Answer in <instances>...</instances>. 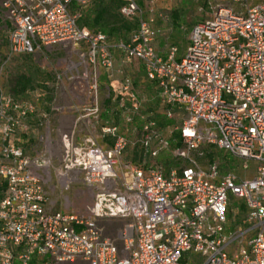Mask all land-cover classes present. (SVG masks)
<instances>
[{
    "label": "built area",
    "instance_id": "1",
    "mask_svg": "<svg viewBox=\"0 0 264 264\" xmlns=\"http://www.w3.org/2000/svg\"><path fill=\"white\" fill-rule=\"evenodd\" d=\"M88 1L0 2L7 60L54 46L79 58L67 91L77 102H51L38 119L37 99L0 91V264H264V0H204L207 17L190 30L180 58L176 46L157 53L154 9L123 0L121 16L136 17L137 26L113 45L78 24L73 6ZM115 50L142 67L167 119L182 114L172 154L188 165H119L129 147L155 160L168 142L132 77L116 68ZM117 113L127 125L138 118V137L121 131L111 119ZM54 114L69 120L55 169ZM32 128L33 143L15 142ZM204 146L227 152L244 171L254 165L252 176L221 173L216 160L203 169L194 155ZM51 167L66 187L76 173L93 190L83 214L52 210L44 179ZM229 195L244 202L238 227L227 218ZM116 221L123 224L109 235Z\"/></svg>",
    "mask_w": 264,
    "mask_h": 264
},
{
    "label": "rangeland",
    "instance_id": "2",
    "mask_svg": "<svg viewBox=\"0 0 264 264\" xmlns=\"http://www.w3.org/2000/svg\"><path fill=\"white\" fill-rule=\"evenodd\" d=\"M1 2V0H0ZM139 6L143 10L149 11L151 8L155 11V22L159 32V39L163 50L168 51V48L172 44H176L180 53H183L185 44L188 41V35L192 25L197 22L203 21L207 17V9L205 8L204 0H137ZM175 14L179 15V18H175ZM1 6H0V91L11 95H15L13 88L15 80L18 76H25L30 78L36 85L32 94L27 97L29 100L37 99L38 103H41L45 112L49 111V103H53L54 106H64L70 102H77L75 98H72L68 94V89L73 87V83L70 80L71 73L75 72L71 66L77 64L79 58L76 54H73L70 58L66 56L65 51L61 46H54L49 51H43L42 54H36L30 58H24L20 55L10 57L6 59V53L8 48V33L9 30L4 23ZM126 38H123L125 40ZM178 42V44H177ZM116 68L123 74H128L132 77L136 92L144 101V112L152 113L153 118L157 123V127L162 136L168 142V149L160 153L158 156L164 166L173 167L175 163L180 165H188L189 162H184L173 156L172 151L178 148V134L175 127L180 124L182 119L181 113L175 114V119L169 120L162 114L163 108L159 100L156 98L153 84H151L142 69V67L133 61L127 60L116 50ZM77 69L79 66H75ZM118 78V77H117ZM104 84L109 85V82L105 77L101 78V86ZM117 83L114 82L113 88L116 90ZM45 87L47 89H45ZM45 89V90H44ZM46 91V92H45ZM46 97L42 101L39 96ZM48 96V98H47ZM48 105V106H47ZM103 117L108 118L104 113ZM111 119L117 122L121 131L124 132L129 138L134 139L140 134V121L138 118H134L131 124H125L123 117L120 113H117ZM69 120L67 117L54 114L51 120V132L50 141L52 167L55 169L58 167V158L61 154V136L62 132L68 127ZM36 128L28 136H18L17 142L23 146L33 143L37 138ZM138 148L129 147L123 154L122 162H132L139 164L143 159L138 158ZM204 151L213 152L216 156L215 160L219 161L221 173H225L230 170H235L240 176L249 177L252 174L254 165H250L248 171H244L240 167V161L236 160L227 152L220 150L215 146H204ZM195 161L203 169L207 167L209 160L207 156H195ZM147 162H155V160L145 158ZM47 168L45 171V187L48 193V200L50 202L52 210L74 212L77 214H83L88 204L92 202L93 190L85 186L81 180L80 174L73 173V182L66 187L65 182L58 178L53 168ZM227 211V218L231 216V221L236 222L234 226L238 227L241 217L244 212V202L242 199L236 196L229 195V206ZM239 216V217H238ZM123 224L122 221H116L111 227L108 228V234L114 235V229L120 227Z\"/></svg>",
    "mask_w": 264,
    "mask_h": 264
},
{
    "label": "trees",
    "instance_id": "3",
    "mask_svg": "<svg viewBox=\"0 0 264 264\" xmlns=\"http://www.w3.org/2000/svg\"><path fill=\"white\" fill-rule=\"evenodd\" d=\"M123 3H124L123 0H89L85 6H83V7L73 6V9L78 10L81 14L80 18L78 19V24L81 27L86 28L90 31H102L103 33L106 34L107 39L111 44L117 45L118 43H120L122 41H127L130 38V36L132 35V33L135 31L136 26H137V18L136 17L124 18L123 16H121L119 10H120V7L123 5ZM175 18H179V15L175 14ZM180 20L183 21L184 19H180ZM198 23L199 22L192 25L191 29L193 28V26H195ZM123 38H126V39L123 40ZM177 44H178V42H177ZM186 44H185V47H186ZM171 46L177 47L176 44H172ZM169 48H168V50H169ZM114 52H116V50ZM181 55H182V53H180L179 49L177 48V57L180 58ZM20 56H23L24 58L32 57V55H30V54H25V55H20ZM35 86L36 85L33 83V81L30 78H27L23 75L18 76L15 80V83H14L13 91H14L15 95H13V97L15 99H18V100L33 101L34 99L29 100V98L27 96L33 93V91L35 90V88H34ZM45 89H47V88L45 87ZM42 94H44V95L42 97L41 96H39V97L42 98L41 99L42 101H44L43 98L46 97L45 96L46 94L45 93H42ZM47 98H48V96H47ZM36 106H37V111L35 114V118L38 119V118H40L41 114L43 112H45L46 108L44 109L43 106L41 105V103H38V101H36ZM32 131H33V128L31 130V132ZM29 134L21 135V136H28ZM176 137H178L177 145L180 147L181 143H180L179 134H177ZM15 142L17 144H19L17 142V138L15 139ZM19 145H21V144H19ZM138 151H139L138 152V158L139 159L147 158V155L144 156L142 150H138ZM195 156L197 157L198 155H195ZM202 156H207L209 158V160H212V161L215 160V158H216V156L213 152L204 151V150H203ZM161 161L162 160H160V158L157 157L155 159V162L153 163V165L162 166L164 168L165 172L169 168H171V167L167 168L166 166H164V164ZM174 166H180V164L177 162V163H175ZM219 169L221 172L220 167H219ZM231 219L232 218L230 216L229 217V224L231 226H234V224H236V222H234V221L230 222Z\"/></svg>",
    "mask_w": 264,
    "mask_h": 264
},
{
    "label": "crops",
    "instance_id": "4",
    "mask_svg": "<svg viewBox=\"0 0 264 264\" xmlns=\"http://www.w3.org/2000/svg\"><path fill=\"white\" fill-rule=\"evenodd\" d=\"M154 47H155V49H156V51H157V53L159 54V55H161V56H166V54H167V52L168 51H166V50H163V47H162V45H161V41H160V39H159V32H158V34H157V36H156V38H155V41H154ZM238 174V173H237ZM239 175V174H238ZM240 176V175H239ZM252 176V174L249 176V177H251Z\"/></svg>",
    "mask_w": 264,
    "mask_h": 264
}]
</instances>
